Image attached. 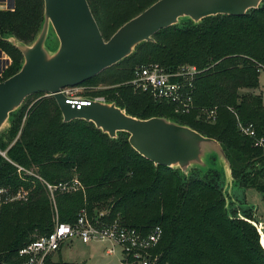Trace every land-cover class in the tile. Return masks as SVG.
Listing matches in <instances>:
<instances>
[{
	"label": "trees",
	"instance_id": "1",
	"mask_svg": "<svg viewBox=\"0 0 264 264\" xmlns=\"http://www.w3.org/2000/svg\"><path fill=\"white\" fill-rule=\"evenodd\" d=\"M156 1L87 0L104 40ZM42 20L43 0H14L13 11H0V49L11 59L1 82L23 63L21 53L5 39L13 36L31 44ZM153 39L154 43L140 44L134 54L84 84L113 86L100 94L129 116L165 118L216 140L230 163L233 184H249L264 197V150L239 134L229 110L242 122L252 123L264 138V97L253 94L264 72V1L244 16L208 17L196 25L186 22L159 31ZM150 63L172 70L189 65L200 71L193 82L194 107L188 114H178L172 104L157 103L125 85L136 66ZM38 95L41 98L27 113L10 114L9 142L0 141V151L7 149L6 159L0 155V185L29 188L10 162L34 170L53 186L75 178L82 189L54 192L60 222L73 224L81 209L91 216L95 207L102 206L109 207L107 222L119 220L142 233L160 226L162 239L152 252L158 264H264V249L248 213L237 219L225 211L218 188L224 179L218 172L201 176L192 171L185 177L156 167L130 147L126 133L111 140L92 123H63L54 99ZM211 108L217 112L213 124L200 114ZM35 195L28 203L0 209V264H20L18 251L35 240L31 235L52 231L48 193L37 185ZM59 262L48 257L45 264H72ZM128 264L135 263L128 260Z\"/></svg>",
	"mask_w": 264,
	"mask_h": 264
},
{
	"label": "water",
	"instance_id": "2",
	"mask_svg": "<svg viewBox=\"0 0 264 264\" xmlns=\"http://www.w3.org/2000/svg\"><path fill=\"white\" fill-rule=\"evenodd\" d=\"M263 1L158 0L104 40L87 0H43V20L35 40L27 45L13 36L5 39L21 53L23 63L16 74L0 82V131L26 98L43 94L54 99L63 123H92L111 140L126 133L130 147L154 166L185 177L192 171L201 176L215 171L227 187L233 182L231 167L216 140L165 118H134L113 102L91 100L77 110L63 90L97 77L140 44L154 43L161 30L186 22L196 25L208 17H241L259 9ZM50 29L57 39L54 49L47 46Z\"/></svg>",
	"mask_w": 264,
	"mask_h": 264
},
{
	"label": "built area",
	"instance_id": "3",
	"mask_svg": "<svg viewBox=\"0 0 264 264\" xmlns=\"http://www.w3.org/2000/svg\"><path fill=\"white\" fill-rule=\"evenodd\" d=\"M13 7L14 0H0V11H13ZM10 64V57L0 49V82ZM199 73L200 71L195 66L184 65L172 70L150 63L136 66L132 71L131 79L125 82V85H129L134 93L148 94L157 103L172 104L178 114H188L194 107L192 103L193 82ZM72 89H64L63 94L67 97L68 103L72 107L75 105L77 110H80L81 106L89 105L91 100L106 101L104 97L81 100L71 95ZM229 110L233 113L239 134L249 139L254 148L264 150V138L257 134L254 125L242 122L234 110L231 108ZM200 114L205 122L210 124L216 122V108L202 109ZM10 163L16 168V174L22 181H27V178L41 180L54 207L56 190L75 192L82 189L75 178L69 184L53 186L35 174L27 172L24 168ZM30 195L29 188L13 189L0 185V209L10 204L27 203ZM104 217V213L91 217L83 208L78 212L73 224L57 221L49 234L35 238L18 251L20 264H45L46 259L52 258L64 243L73 240H80L85 245L97 242L106 245L109 242L121 249L122 264H128V260L135 264H158V256L153 255L152 252L162 239L160 226H154L147 233H142L119 222H107ZM105 254L111 256L115 254V251L113 248H105Z\"/></svg>",
	"mask_w": 264,
	"mask_h": 264
},
{
	"label": "rangeland",
	"instance_id": "4",
	"mask_svg": "<svg viewBox=\"0 0 264 264\" xmlns=\"http://www.w3.org/2000/svg\"><path fill=\"white\" fill-rule=\"evenodd\" d=\"M47 46L50 49H54L57 46V39L52 29H50V32H49ZM134 53H135V50L133 54ZM259 86H260L259 89L254 91L253 94L257 95L260 93V95L264 97V89H263L264 88V72H262L260 75ZM112 88L114 87L109 86V85L101 86V85L84 84V85L73 88L70 93L72 96L78 97L81 100L94 99L97 97L105 98L106 96L100 93L108 89H112ZM30 98L31 97L26 98L23 104L21 105V107L18 110H16L14 114L12 115H17L19 113H24V114L27 113L30 107L35 102H37L41 98V96L35 95V97L31 99ZM10 119L11 117L9 118L8 122L5 124V126L0 131V141L3 144H7L9 142V139L7 138L6 134H7V130L11 127ZM6 151L7 149H5V151H0V155L4 157L5 159L7 158ZM1 153L4 154L5 156H3ZM25 170L30 173L34 172V170L32 169H25ZM15 171H16V168H15ZM26 180L27 181H24V183L28 184L29 189L31 190V195L29 199L30 201L33 197H36V195L34 196V191L36 190L37 185L43 186L44 188L45 186L41 180H38L35 178H33V180L31 178H27ZM263 181H264V178H263ZM224 186H225L224 183H222L218 185V188L221 191L222 198L224 199V202H225L224 208L228 216L230 218L245 219L243 213L244 212L248 213L247 216L251 218L250 223L256 228L259 234L260 244L262 248L264 249V197H263V194L259 192L258 190H256L255 188L251 187L249 184H247L246 186H241L235 183L233 184L232 182L231 185H228L227 187L226 186L224 187ZM48 199H49L50 211H51V216H52V223L54 226L57 221L60 222V217H59L57 206L55 205L56 207L55 208L50 197H48ZM108 208L109 207H102V206L95 207L92 211L91 217H96L100 213L106 214L108 211ZM113 222H119V220H114ZM39 235H40L39 233L34 232V234L31 235V239H35ZM105 248H113L115 251V254L111 256L106 255ZM52 259H53V262L55 263H57V261H61L65 263L78 262L80 264H122L123 255L119 247L109 242H107L106 245H103L102 243H98V242L85 245V244H82L80 240H73L72 242L68 241L64 243L60 252L56 253V255L53 256Z\"/></svg>",
	"mask_w": 264,
	"mask_h": 264
},
{
	"label": "crops",
	"instance_id": "5",
	"mask_svg": "<svg viewBox=\"0 0 264 264\" xmlns=\"http://www.w3.org/2000/svg\"><path fill=\"white\" fill-rule=\"evenodd\" d=\"M61 250V249H60ZM60 250L58 251V252H60ZM57 252V253H58ZM56 254H54L53 256H55ZM53 258V257H52ZM52 261H53V259H52ZM72 264H80V263H78V262H74V263H72Z\"/></svg>",
	"mask_w": 264,
	"mask_h": 264
}]
</instances>
